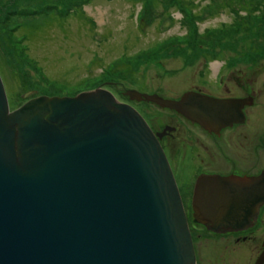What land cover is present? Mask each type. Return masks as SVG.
<instances>
[{
	"label": "water",
	"instance_id": "1",
	"mask_svg": "<svg viewBox=\"0 0 264 264\" xmlns=\"http://www.w3.org/2000/svg\"><path fill=\"white\" fill-rule=\"evenodd\" d=\"M122 94L207 131L236 122L241 106L191 91ZM196 182L194 223L229 230L253 210L252 181ZM0 264H196L173 172L135 107L99 87L10 110L0 77Z\"/></svg>",
	"mask_w": 264,
	"mask_h": 264
},
{
	"label": "rangeland",
	"instance_id": "2",
	"mask_svg": "<svg viewBox=\"0 0 264 264\" xmlns=\"http://www.w3.org/2000/svg\"><path fill=\"white\" fill-rule=\"evenodd\" d=\"M222 74L256 79L264 120V0H0L10 110L102 87L154 127L170 118L125 90L178 98Z\"/></svg>",
	"mask_w": 264,
	"mask_h": 264
},
{
	"label": "flooded vegetation",
	"instance_id": "3",
	"mask_svg": "<svg viewBox=\"0 0 264 264\" xmlns=\"http://www.w3.org/2000/svg\"><path fill=\"white\" fill-rule=\"evenodd\" d=\"M255 81L237 74H222L209 88H190L183 93L192 91L219 100L241 101L240 108L232 111L238 114L236 122L214 131L151 105L161 116L166 114L170 118L154 127L147 124L173 172L185 215L192 214L194 186L204 176L245 179L253 184V210L239 227L212 231L209 225L194 223L192 216V223L187 218L196 264H264V202H259V178L264 176V120H260L259 112H254L260 96L254 89ZM182 95L167 98L178 101ZM187 197L188 203L184 201Z\"/></svg>",
	"mask_w": 264,
	"mask_h": 264
},
{
	"label": "bare ground",
	"instance_id": "4",
	"mask_svg": "<svg viewBox=\"0 0 264 264\" xmlns=\"http://www.w3.org/2000/svg\"><path fill=\"white\" fill-rule=\"evenodd\" d=\"M192 92V91H191ZM196 93V92H195ZM249 217V216H248ZM248 217L246 218V220L245 221H247V219H248ZM246 223V222H245Z\"/></svg>",
	"mask_w": 264,
	"mask_h": 264
}]
</instances>
